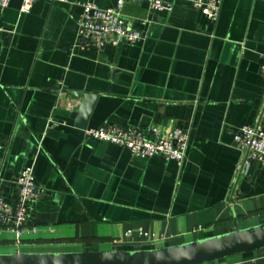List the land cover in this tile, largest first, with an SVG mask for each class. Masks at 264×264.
Returning a JSON list of instances; mask_svg holds the SVG:
<instances>
[{
	"label": "crops",
	"instance_id": "crops-1",
	"mask_svg": "<svg viewBox=\"0 0 264 264\" xmlns=\"http://www.w3.org/2000/svg\"><path fill=\"white\" fill-rule=\"evenodd\" d=\"M164 1L171 10L126 0L137 43L78 36L81 2L117 0L0 9V186L13 198L34 166L42 190L37 232L18 242L1 231L0 252L153 248L264 223V166L240 174L235 142L241 126L264 129V0H223L216 22L193 0ZM72 91L99 96L89 127L186 128L184 163L85 135ZM218 261L209 264H264V249Z\"/></svg>",
	"mask_w": 264,
	"mask_h": 264
},
{
	"label": "built area",
	"instance_id": "built-area-1",
	"mask_svg": "<svg viewBox=\"0 0 264 264\" xmlns=\"http://www.w3.org/2000/svg\"><path fill=\"white\" fill-rule=\"evenodd\" d=\"M37 0H22L20 11L27 13ZM152 10H171L172 4L164 0H145ZM11 0H0V9L7 8ZM126 0H117L115 6L101 8L94 2H81L82 11L77 20L78 36L89 42L126 41L137 43L144 38L142 31L134 29L124 13ZM223 0H193L211 22H216L220 15ZM261 73L264 78V52L262 53ZM60 95H64L63 92ZM85 135L101 141L123 146L139 157L161 155L167 160H174L180 166L185 161L189 130L174 127L163 130L153 124L149 128L139 126L122 127L117 124H103L99 127H88ZM242 156L238 164L240 174L246 173L255 161L264 166V129L259 124L241 126L235 135ZM17 190L13 198H8L0 186V232L15 234L19 242L28 232H37V226L31 220L33 202L41 193L35 180L34 166L26 167L15 180ZM131 231L127 232L130 235ZM141 234L153 240L154 235L145 231Z\"/></svg>",
	"mask_w": 264,
	"mask_h": 264
},
{
	"label": "water",
	"instance_id": "water-1",
	"mask_svg": "<svg viewBox=\"0 0 264 264\" xmlns=\"http://www.w3.org/2000/svg\"><path fill=\"white\" fill-rule=\"evenodd\" d=\"M82 99L76 127L87 129L98 94L72 91ZM264 249V223L183 243L143 249L1 253L0 264H203Z\"/></svg>",
	"mask_w": 264,
	"mask_h": 264
},
{
	"label": "rangeland",
	"instance_id": "rangeland-1",
	"mask_svg": "<svg viewBox=\"0 0 264 264\" xmlns=\"http://www.w3.org/2000/svg\"><path fill=\"white\" fill-rule=\"evenodd\" d=\"M257 225V224H256ZM249 227V226H248ZM239 228H242V227H239ZM162 246H164V244H162V243H158L157 244V246L156 247H162ZM1 253H13V252H0V254ZM216 263H219V261L217 260V261H215ZM203 264H209V263H203Z\"/></svg>",
	"mask_w": 264,
	"mask_h": 264
},
{
	"label": "trees",
	"instance_id": "trees-1",
	"mask_svg": "<svg viewBox=\"0 0 264 264\" xmlns=\"http://www.w3.org/2000/svg\"><path fill=\"white\" fill-rule=\"evenodd\" d=\"M154 248V247H153ZM125 249H135V248H125Z\"/></svg>",
	"mask_w": 264,
	"mask_h": 264
}]
</instances>
